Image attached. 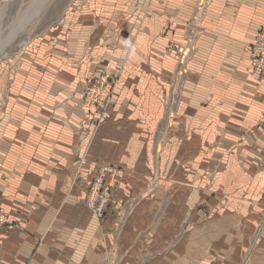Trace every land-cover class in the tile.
<instances>
[{
  "label": "crops",
  "instance_id": "crops-1",
  "mask_svg": "<svg viewBox=\"0 0 264 264\" xmlns=\"http://www.w3.org/2000/svg\"><path fill=\"white\" fill-rule=\"evenodd\" d=\"M197 1L82 0L0 65V264H264V0H210L182 78ZM99 165L125 172L100 220Z\"/></svg>",
  "mask_w": 264,
  "mask_h": 264
},
{
  "label": "rangeland",
  "instance_id": "rangeland-1",
  "mask_svg": "<svg viewBox=\"0 0 264 264\" xmlns=\"http://www.w3.org/2000/svg\"><path fill=\"white\" fill-rule=\"evenodd\" d=\"M38 1L40 0H0V43L6 39L11 31V28L14 27L17 15L33 6L36 2L38 5ZM81 2L82 0H43L42 4L38 8V12L16 35L15 39L10 44L1 48L2 50L0 51V65L9 63L13 59L17 58L19 54L25 51V49L32 42L38 40L42 35L44 36L46 32L51 31L70 5ZM209 3L210 0H198L196 2V7L191 19V24L194 27L195 32L192 37H190L191 43L188 44L189 46L175 47L174 45L170 44L166 49V54L169 56H173L175 65L179 69V76L182 78L186 73L187 63L192 56L191 47L193 46L191 45H193L196 40V28L198 25H200L202 19L204 18ZM91 80H98L99 82H103L105 84H111L113 93L114 83L112 80H108V77L106 75L100 74V76H97L96 78H93ZM168 102H170V100ZM257 234H259V232ZM258 236L259 235H257L256 237Z\"/></svg>",
  "mask_w": 264,
  "mask_h": 264
},
{
  "label": "built area",
  "instance_id": "built-area-1",
  "mask_svg": "<svg viewBox=\"0 0 264 264\" xmlns=\"http://www.w3.org/2000/svg\"><path fill=\"white\" fill-rule=\"evenodd\" d=\"M250 77L259 83L264 84V28L255 36L250 53ZM112 87L98 80H90L82 90V100L85 106L93 107L100 115L110 105ZM264 131V114L259 124ZM86 164L85 159H81L80 166ZM125 172L121 169L109 165H99L95 169V175L91 183L85 188L84 205L89 209L96 219H100L103 210L111 199L112 190L116 189L118 182L124 178ZM13 227L9 215L0 208V232L3 229Z\"/></svg>",
  "mask_w": 264,
  "mask_h": 264
},
{
  "label": "bare ground",
  "instance_id": "bare-ground-1",
  "mask_svg": "<svg viewBox=\"0 0 264 264\" xmlns=\"http://www.w3.org/2000/svg\"><path fill=\"white\" fill-rule=\"evenodd\" d=\"M43 1V0H42ZM42 1H38L31 6L30 8L24 10L23 12L19 13L16 18V22L14 23V27L11 28L10 33L6 37L5 40H3L0 43V51L2 50L1 48L10 44L16 37V35L28 24V22L34 17V15L38 12V8L42 4Z\"/></svg>",
  "mask_w": 264,
  "mask_h": 264
}]
</instances>
